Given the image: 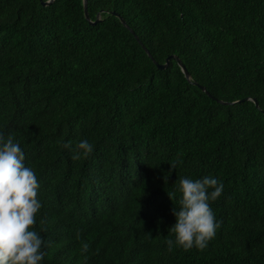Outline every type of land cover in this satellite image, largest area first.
<instances>
[{"label":"trees","instance_id":"1","mask_svg":"<svg viewBox=\"0 0 264 264\" xmlns=\"http://www.w3.org/2000/svg\"><path fill=\"white\" fill-rule=\"evenodd\" d=\"M86 10L0 0V134L40 184L41 264H264V0ZM171 56L189 79L174 59L154 64ZM81 140L93 152L73 160ZM208 175L223 183L210 202L220 227L184 250L169 231L178 181Z\"/></svg>","mask_w":264,"mask_h":264},{"label":"clouds","instance_id":"2","mask_svg":"<svg viewBox=\"0 0 264 264\" xmlns=\"http://www.w3.org/2000/svg\"><path fill=\"white\" fill-rule=\"evenodd\" d=\"M71 148V142L63 145ZM93 152V145L81 140L72 149L71 159L79 160ZM25 154L12 135L0 134V264H41L46 253L42 250L44 240L34 230L36 216L42 207L38 199L40 187L36 173L25 166ZM176 163L170 166L173 170ZM180 193L179 210L173 209L175 224L169 231L175 236V244L184 250H204L216 236L217 222L210 202H215L223 192V183L208 175L199 180L181 177L178 181ZM176 192L168 193L174 198ZM41 225L44 221L41 220ZM41 231H46L41 227ZM174 241L167 245L172 250ZM89 245L82 244V252Z\"/></svg>","mask_w":264,"mask_h":264},{"label":"water","instance_id":"3","mask_svg":"<svg viewBox=\"0 0 264 264\" xmlns=\"http://www.w3.org/2000/svg\"><path fill=\"white\" fill-rule=\"evenodd\" d=\"M84 15H85V19H86L87 21H89V18H88V15H87V10H86V0H84ZM120 21H121V23H122L123 25H125V23H124V21H123L122 19H120ZM89 23H90V24H94L95 22H89ZM145 52L148 53V52L146 51V49H145ZM148 56L150 57L149 54H148ZM150 58H151V57H150ZM170 59H174V60L177 61L178 65L180 66V68H181L182 72L184 73L186 79H189V75H188V72H187L186 68L182 65V63H181L176 57H173V56H171V57H167L166 60H165V62H164L163 64H158V63H156V62H155L154 64L156 65V67H157L159 70H163V69H165V68L167 67V65H168ZM199 88H200L202 91H205L204 87L199 86ZM205 93H206V95H207L210 99H213V100H215V101H218V102H220V103H222V104H227V103H225V102H221V101L217 100V99L214 98L209 92L205 91ZM245 100H247V99L245 98V99H243V100H241V101H245ZM253 102H254L255 106L257 107V106H258L257 102H256L255 100H253Z\"/></svg>","mask_w":264,"mask_h":264}]
</instances>
